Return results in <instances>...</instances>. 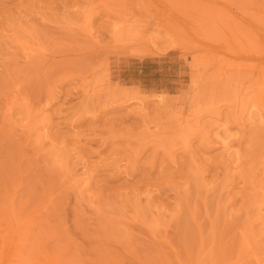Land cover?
I'll list each match as a JSON object with an SVG mask.
<instances>
[{
  "label": "rangeland",
  "instance_id": "rangeland-1",
  "mask_svg": "<svg viewBox=\"0 0 264 264\" xmlns=\"http://www.w3.org/2000/svg\"><path fill=\"white\" fill-rule=\"evenodd\" d=\"M117 2L0 0V264H264V0Z\"/></svg>",
  "mask_w": 264,
  "mask_h": 264
},
{
  "label": "bare ground",
  "instance_id": "bare-ground-1",
  "mask_svg": "<svg viewBox=\"0 0 264 264\" xmlns=\"http://www.w3.org/2000/svg\"><path fill=\"white\" fill-rule=\"evenodd\" d=\"M76 0H74V3H75ZM78 1H81V0H78ZM83 1V0H82ZM92 1V0H91ZM97 1V0H96ZM106 1V0H105ZM122 7L119 6L120 9H123L124 8V11H123V14L121 16H119V21H116V20H113V16L111 17L110 16V11L112 9V11L114 10V12L116 11L114 8H112V5L110 7V5L108 6H104V7H101V9H104V11L102 10V13H103V16L106 20V22H108V25H110L111 27V30H110V33H111V39L113 41H119L121 40L123 37H125L126 35H128L131 31V25H129V23L132 21V19L135 17L136 18V15L135 14H132L130 13L129 11V8L132 4V1L133 0H119ZM143 1V0H142ZM149 1V0H147ZM151 1V0H150ZM137 2V1H136ZM72 3V2H71ZM79 3V2H78ZM103 3V2H101ZM100 3V4H101ZM107 3V2H106ZM105 3V4H106ZM109 3V2H108ZM118 3V2H117ZM120 3H118L120 5ZM66 4V3H65ZM81 4V3H80ZM88 4V3H87ZM95 4V2H94ZM93 4V5H94ZM147 4V3H146ZM68 5V4H67ZM84 5V4H83ZM97 5V4H96ZM96 5L95 6H92L91 8H87L85 11H83V13H80L83 14L82 18H84V25L83 26V29L85 27V30L87 31L86 33H88L89 37L90 38L92 36L93 33H91V24H92V19L93 17L95 16V14H97L96 12ZM104 5V4H103ZM85 6V5H84ZM80 7V6H79ZM80 8H85V7H80ZM148 8V7H147ZM71 9V8H70ZM75 9V8H74ZM122 11V10H121ZM78 11L75 12V14H77ZM101 12V10H100ZM113 13V12H112ZM118 14V12H116ZM79 15V14H78ZM80 16V17H81ZM104 20V19H103ZM103 24V23H102ZM155 27V26H154ZM192 27V26H191ZM154 29V28H153ZM156 29H157V24H156ZM83 30V31H85ZM109 33V34H110ZM87 35V34H86ZM97 39V38H96ZM96 39H94L96 41ZM91 40V39H90ZM93 41V42H95ZM99 43V40H97ZM110 43V42H109ZM25 48V46H24ZM27 54V53H26ZM29 54V53H28ZM26 57V56H25ZM30 57V56H29ZM27 57V58H29ZM140 95V94H139ZM140 97V96H139ZM145 101V100H144ZM142 102V101H141ZM11 111V109H10ZM8 112V111H7Z\"/></svg>",
  "mask_w": 264,
  "mask_h": 264
}]
</instances>
